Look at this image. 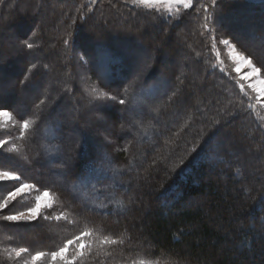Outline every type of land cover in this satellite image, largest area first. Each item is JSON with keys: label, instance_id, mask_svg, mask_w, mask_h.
Wrapping results in <instances>:
<instances>
[{"label": "trees", "instance_id": "16d2710c", "mask_svg": "<svg viewBox=\"0 0 264 264\" xmlns=\"http://www.w3.org/2000/svg\"><path fill=\"white\" fill-rule=\"evenodd\" d=\"M227 3L231 5V9L227 8L230 12L227 13L228 17L245 12L264 13V3L253 1L239 4L238 0H227ZM48 19L50 23L44 26L43 30L40 29L43 31V34L40 33V40L44 41L43 47L36 49L35 52L49 60L54 57L65 59L64 54L68 48L66 45L73 40L72 31L66 30L64 36L48 33L59 20L64 21L67 28L73 19L69 16L65 20L64 16L56 12L49 14ZM224 28L231 31L225 25ZM82 33L78 36H83ZM255 33L248 31L247 37L255 41L257 38ZM191 34H195V39H198V33ZM202 46L209 51L206 41L200 42L198 50ZM15 47L20 48L21 54L17 53L16 49L8 51L9 56L6 55L4 59L12 58L4 63L3 66L6 67L0 72V86L2 84L5 86L4 90L0 91V106L17 114L19 120L24 117L36 119L37 123L22 140L27 156L25 162H14L15 158L3 154L0 155V159L4 163L7 161V164H3L4 167L13 165L12 167L18 169L26 181L42 190L48 189L61 199L63 209L78 224L77 227L71 228L75 236L76 233L88 229L92 231L99 229L103 235L123 237L125 243L120 246L119 255L131 260L136 258L149 261L152 264H264V227L260 229L261 225L264 226V160L258 167L252 166L259 159H263L264 145L261 142L264 143V131H261L260 122L254 123L253 128L258 132L250 136L254 144L249 145L246 139L242 141L233 137L232 143L235 145L233 147L231 141L226 142L230 135L235 134L232 127L214 128L215 123L222 124L224 120L232 118L235 111L245 117L243 123L236 122L235 125L242 130L250 129L247 122L252 121L254 116L246 110L248 108L246 101L241 99L236 88L228 90L223 85L212 84L205 90L213 100L208 104L206 100L199 98V104H196L189 99L188 92L191 87H196L200 83L199 73L195 78L185 79L186 88L181 95L174 92L176 99L172 100V104L169 100L165 102L167 93L164 94L162 98L165 103L161 110L162 114L157 113L158 118L167 122L176 115L179 118L172 121V125L179 128L180 119L191 118L185 111V106H188L194 110L196 117L206 120L205 126L203 125L200 130L201 133L196 132L194 139L190 137L189 130L185 132L177 129L181 135L176 141L177 146L170 150L174 151L176 160L172 162V166H168L166 153L138 146L135 141L140 131L144 133L142 126L148 125L151 127L148 128L147 135L144 134L146 140L150 139L162 148L166 136L168 139L166 135L160 143L156 142L151 134L155 123L145 122L147 113L156 114L153 98L158 96L160 88L165 87L164 83L156 81L153 76H148L125 85L124 83L130 79L133 65L127 66L122 63L120 66L105 68L99 66L98 61L91 60L92 55L88 54L100 85L107 92L112 91L110 90L112 87L117 88L118 91L113 89L112 95L125 99L126 105H117L120 111L124 113L134 109L141 112L138 120H142L143 123L129 128L122 134L119 133L121 144L115 150L110 145L102 144L100 137L89 141L86 123L92 118V114L71 116L67 110L75 105L71 104L72 101L70 102L66 95H60L59 90L55 91L56 102L54 101L55 107L52 110L45 111L41 107L36 109L35 115L28 113L39 103L37 101L35 104L31 99L34 96L37 99V96L39 98L41 95L33 93L29 98L20 100L22 89L19 84H25L28 93L29 87L26 86L33 82L40 85L45 74L43 70L33 69L32 60L27 59L28 49L26 51L24 46L18 44ZM246 53L260 66L264 65V52H259L253 46L246 48ZM23 60V67L14 78V72L18 69L17 63ZM30 62L32 69L30 70L28 66V70H25V63ZM46 65L56 69L59 64ZM58 70L60 72L57 71L53 75V81L56 83L62 80L63 71ZM114 72L121 75L120 80L111 76ZM172 77H176L175 73ZM13 80L19 83L12 86ZM12 90L14 94L10 97L12 99L5 97ZM226 93L229 94V99H224L228 96ZM17 108L22 109V113H17L15 111ZM181 112H184L185 116H181ZM206 117H212L213 120ZM103 118L105 119L104 116ZM125 125L126 121L120 116L117 127L121 130ZM192 126L198 130L197 125ZM173 133H176L175 128ZM213 138L221 142L213 145L210 142ZM189 147L191 149H188ZM166 148L168 150L169 146ZM243 149H249L252 156L248 157V160L235 161ZM181 154L184 156L179 158ZM143 162L145 165L142 169L135 168L137 172L139 171L136 176L129 172L132 165L136 167ZM2 169L7 170L3 167ZM25 173L27 175H24ZM244 173L251 175V178L246 181ZM85 177L87 181L82 183ZM121 200L123 206L118 203ZM3 223L0 221V225ZM42 224L47 232L49 223L46 220L30 224L4 223L1 226L8 225L7 229L12 230L10 235L14 237L16 245L32 251L34 246L41 247L47 245V242L54 243L59 240L58 236L54 239L46 236L44 230L26 241L18 237L29 231L28 228L33 230V227ZM37 237L44 238L45 242L36 241ZM66 240L62 239L64 244Z\"/></svg>", "mask_w": 264, "mask_h": 264}, {"label": "rangeland", "instance_id": "374dc122", "mask_svg": "<svg viewBox=\"0 0 264 264\" xmlns=\"http://www.w3.org/2000/svg\"><path fill=\"white\" fill-rule=\"evenodd\" d=\"M253 1L264 3V0H238L239 4H243L244 2L251 3ZM211 2L212 0H193L194 8L189 10L181 9L183 14L182 18L173 20L167 16L166 10L163 7L159 11L155 9L148 10L142 7H134L130 2L126 3V0H0V72L6 67V65L3 66L4 63L12 58L4 59L6 55L7 57L9 56L8 51L11 52L13 49H16L18 51L16 52L21 54L20 48H16L15 45H22L23 47L25 41L32 43L33 48L31 50L28 49L27 59L32 60V65H35V67H33L35 71H44V81L40 85L35 82L30 83L26 86L29 87L28 93L26 92L25 84H19L22 89L20 92V100L29 98L33 93H38L41 96H39V98L37 96V99L34 98V96L31 100H33L35 104L39 101L36 105H39V108H44L45 111L52 110L55 107L54 101L56 102V99H54L56 95L55 91L59 90L60 95H66L67 99L70 102L72 101L71 104L75 105V107L68 108L67 110V113L71 116L84 113L92 114V118L87 120L86 123V127L89 129V131H86L89 141H92L93 138L100 137L102 144L110 145L115 150H117L118 146H120L119 144H121L118 138L119 133L122 134V132L127 131L129 128L143 123L142 120H138L141 112H137L134 109L124 113L121 112L117 106L121 105L118 103L119 97L116 100L90 102L91 98L88 96L90 86H95L99 91L106 92L111 96H115V94L112 95L113 89L115 91L118 90L115 87H110L111 89L107 87V89L112 90H108L110 92H107L104 87L100 85L96 78L94 68L91 67L88 54L92 55L90 57L91 60L98 61V65L105 68L120 66L122 63H125L127 66L133 65L132 72L129 75L130 79L124 83L125 85L140 78L143 79V77L153 76V79L156 81L164 83L165 87L160 88L158 96L153 98V107L156 109V114L153 112L147 113L145 122L148 124L155 123V128L153 127L151 134H153L152 137L156 142L160 143L166 135H168V139H166V136L165 142L161 148L150 139L146 140L144 133L140 131L136 135L135 141L138 146L150 148L157 152L161 151L163 154L166 153L165 159L168 161V166H172V162L176 160L174 151L170 150L177 146L176 141L179 140V136L181 135L178 130H184L185 132L189 130L191 133L189 135L193 138L196 132L201 133L200 130L206 120L202 119V117H196L194 110L185 106L186 114L189 113L191 118L190 120L184 118L180 119V127L177 128L172 125V121L176 120V118L178 119V116L173 115L169 121L165 122L157 117V113L159 115L162 114L161 110L164 103L168 100L172 104V100L176 99L174 92L180 95L182 94L186 88V83L184 82L186 78H195L200 73V83L196 87H191L190 92H188L189 99L192 102L199 104V98H202L209 104L213 99L205 89L213 84L223 85L226 87L225 89L228 90L236 88L238 95H240L241 99L246 101L245 103L247 106L250 102L253 104L251 110H249V107L246 108V110L254 116L252 121L247 122L250 129L246 128L242 130L235 125L236 122L243 123L245 121L244 115L242 113H235V111L232 113V118L224 120L222 124L215 123L216 127H214L216 129H227L224 127H232L235 134L230 135L226 142L231 141L232 143L233 137H237L242 139V141L246 139L249 145H252L254 141L251 140L250 136L255 133L258 134L253 128L254 123L260 122L262 125H260L261 131H264V98H261L259 102H257L255 98L256 94L247 87L249 83H255L254 79L248 78L247 74L249 69L247 66L235 64L229 57L228 49L225 46L218 43L216 48L213 49L208 33L205 32L204 35L200 34L203 31V29L200 28L203 19V12L202 9H200V5L209 6ZM218 3L220 4L218 5ZM216 4L217 7L215 9H210V11L212 10L213 15L218 17V38L222 36L233 42L238 41V50L244 52L246 55H248L246 53V48H253V46L255 49L259 50V52H264V43L261 42V40H264V31H262L264 30V13L252 14L245 12L238 14V16L228 17L227 13L230 12L227 8L231 9V5L227 3V0H216ZM198 9L200 11L199 16H197ZM55 12L64 16L65 20L70 16L73 21L72 24H68L69 26L66 28L64 21L59 20L55 26H52L53 29L48 35L59 34L64 36L66 30H68L72 31L73 40L66 45L68 48L66 47L67 52L64 54L65 59L62 57H54V59L49 60L46 59L44 55L42 56L35 51L43 47L44 44V41L40 40V33L42 32L43 34V31L40 29L42 28L43 30L44 26L50 23L48 19L49 14H55ZM162 16H164L163 19L161 18ZM105 17L108 18L105 19ZM234 19L237 21L234 22ZM224 25L227 26L232 33L224 28ZM232 25H234V27H232ZM80 26H82V29H80ZM246 27H251L252 29H247ZM232 28H235V30H232ZM248 31L256 32L255 36L257 38L255 41L247 37ZM190 32L198 33V39L196 40L195 34H191ZM79 33H82L83 36H78ZM201 41H206L208 43L209 51H206L203 46L198 50L199 47L197 46ZM24 48L27 51L26 46H24ZM101 51L106 53L102 58L100 57ZM217 53H219L218 57ZM22 59H20V61ZM41 61L43 63H40ZM178 62L181 65H178ZM46 63L50 65L58 63L59 65L55 69L54 67H47ZM253 63L260 66L255 59H253ZM17 65L18 69L14 72V78L17 77L18 71L22 69L24 60L18 62ZM212 65H216V67L213 68ZM28 66L31 70V62L30 64L25 63V70H28ZM221 68H223L224 71H221ZM237 68H239L238 72L236 71ZM58 69H61L63 73L61 74L62 80L56 83L53 81V75L56 74L57 71L60 72ZM174 73L176 75L175 78L172 77ZM111 76L115 77L116 80H120L121 75L114 72ZM241 77L244 78L241 79ZM17 83H19V81H14L12 86H16ZM240 85H244V91L253 97L251 101H249L248 95H245L244 92L241 91ZM4 87V84H2L0 89L3 91ZM165 93H167V99L164 102L162 97ZM227 95L228 96H225L224 99L230 98L229 94ZM11 96H14L13 90L10 94L8 93L5 95V97L9 99H12L10 98ZM216 96H218L217 93ZM187 97L185 96V98ZM231 98L234 99V97ZM46 99L50 101V103ZM41 100L44 101L43 104L40 103ZM166 106L168 107V104ZM36 109L37 106L29 110L28 113L35 115ZM4 110L10 111L15 120H19L17 114L15 115L11 110ZM15 111L17 113H22L23 110L17 108ZM182 115L185 116L184 112H181V116ZM120 116L121 119L126 121V125L122 126L121 130L117 127L118 122L120 123ZM206 119L213 120L212 117H206ZM192 125H197L198 130ZM174 128L176 129V133H173ZM171 132L172 135H170ZM170 136L172 137L171 139ZM115 138H118V140ZM0 140L9 141L4 149H0V153L10 158H15L14 162L19 163L27 160L25 148L22 146L24 144L19 138L18 124L6 120V118H0ZM210 142L214 145L221 141L213 138ZM261 144L264 145L263 142H261ZM13 145L19 148V153H11L8 151ZM167 146H169L168 150L166 148ZM231 146L234 147L235 145L232 143ZM188 149H191V147ZM182 155L184 156V154H181L179 158ZM251 156L252 154L249 149H243L235 161L248 160V157ZM152 158H154V156ZM262 158L263 159H259L252 166L258 167L260 162L264 160V156ZM0 163L7 164V161L4 163L3 160L0 159ZM144 165L145 162L136 167L132 165L129 172L136 176L139 171L137 172L135 168H139L138 170H140ZM12 166L13 165L9 167L3 166V168H7L8 171L16 172V174L21 177V181L0 182V199H3L7 191L12 190V188L19 183H30L24 179V176L20 174L18 169ZM0 170L3 169L0 168ZM24 175H27V173ZM249 178H251V175L245 176L246 181L249 180ZM54 179L58 180L56 177H54ZM37 194V191L33 189L30 193L18 196L15 201L10 202L9 209H4L0 212V221L8 224L16 223L4 221L2 218L3 214H14L19 211H25L27 207L34 203V198ZM61 202V199L53 202V207L50 211L53 215L65 214L67 220L61 219L57 221L54 218L46 220V222L49 223L47 232L45 231L46 227L42 224V226L33 227V230L28 228L29 231H26L22 236L18 235L21 240L26 241L33 235L41 234L45 229L46 236L49 235L48 237L52 239L58 236L59 240H56L54 243L52 241H50V243L47 242V245L44 244L41 247L34 246L33 250L36 251L29 250V252L23 253L19 258L14 257L12 260L7 259L5 249L10 251L15 247L21 246L15 244L14 237L10 235L12 230H8L1 226L4 223L0 225L1 264H33L32 256L35 255L37 251L45 252L46 250L48 251V249L49 251L45 252L48 253V255L42 257L36 264H54L51 258V252L57 251L59 247L63 246V238L66 240L71 236H75V234L71 232V228L77 227L78 225L77 222L72 220L69 213H66L67 211L63 209ZM38 220L44 219L39 218L34 222ZM263 227L264 226L261 225L260 229H263ZM79 233L81 232L76 233V235ZM93 233V236L85 237L80 241V243L86 246L84 249L86 251V256L83 259L77 258L74 264H133V261H140L136 258L131 260L130 258L127 259L119 255V248L121 245L99 244L96 237L97 235L103 236L99 229L93 230ZM36 239V241L44 240L45 242L44 238L39 239L37 237ZM74 239L75 237H73V240ZM35 240L34 242H36ZM34 242L32 243L34 244ZM77 248V244L70 245L66 255L71 257ZM88 249H91V251L89 252ZM147 262L148 264H152L149 261ZM55 264H59V261H56Z\"/></svg>", "mask_w": 264, "mask_h": 264}, {"label": "snow or ice", "instance_id": "6c2138e0", "mask_svg": "<svg viewBox=\"0 0 264 264\" xmlns=\"http://www.w3.org/2000/svg\"><path fill=\"white\" fill-rule=\"evenodd\" d=\"M127 2H130L134 7H142L148 10L155 9L159 11L163 7L166 10L167 16L173 20H179L182 18L183 14L181 12V9L189 10L194 8L193 0H126V3ZM216 7V0H212L209 6H204L203 4L200 5V9H202L203 12V19L200 24V28L203 29V31L200 34L204 35L205 32L208 33L213 49H215L216 45L219 43L228 49V55L235 62V64L247 66V68L249 69V72L247 74L248 78L255 80V83H249L247 87L256 94L255 98L257 102H259L261 98H264V65L257 66L255 63H253V59L249 55H246L244 52L238 50V41L233 42L232 40L223 38L222 36L218 38V17L214 16L210 11V9H215ZM199 14L200 11L198 9L197 16H199ZM161 18L163 19L164 16H162ZM261 42L264 43V40H262ZM24 46H26V48L29 50L33 48V44L26 41L24 43ZM104 55H106V53L101 51L100 57L102 58ZM218 56L219 53H217V57ZM33 67H35V65H33ZM212 67L215 68L216 65H212ZM221 71H224V69L221 68ZM236 71L238 72L239 68H237ZM243 78L244 77H241V79ZM25 79H27V77H25ZM240 89L242 92H244L245 95H248V93L244 91V85H240ZM0 91H2V89H0ZM125 91L127 92L128 89H126ZM88 96L91 98L90 102L117 99V97L115 96H111L106 92L99 91L95 86H90ZM248 98L249 101L253 99V97L250 95H248ZM40 103L43 104L44 101L41 100ZM118 103L121 105H126L125 99H119ZM39 107L40 106L37 105V108ZM248 107L252 108L253 104L250 102L248 104ZM0 118H6V120L12 121L13 123L19 125V138L21 140L26 138V135L30 130H33L34 126L37 123L36 119H28L24 117H21L20 120H15L12 113L10 111L4 110L3 106H0ZM150 127L151 125H148L146 127L142 126L145 135H147L148 128ZM8 143V140H0V149H4L5 145H7ZM8 151L11 153H19L20 150L15 145H13L10 149H8ZM0 155H2V153H0ZM3 166V163H0V168H2ZM5 181H21V177L14 171L0 170V182ZM86 181L87 177L84 178L82 183ZM33 189H35L38 193L37 195H35L34 203L31 206L27 207L25 211H19L14 214H3L2 218L4 221L30 224L39 218H42L44 220H51L54 218L57 221H60L61 219L67 220V216L65 214L61 213L53 215V213L50 211L53 207V202L59 200V197L55 193L50 192L48 189L41 190L37 185L25 182H21L18 185L14 186L12 190H8L3 199H0V212H2L4 209H9L10 202L15 201L18 196H21L25 193H30ZM118 203L123 206L122 200ZM3 227L7 228L8 225H4ZM93 235L94 233L91 229L85 230L79 235H76L74 240L69 239L65 244H63V246L59 247L57 251H52L51 258L54 264L56 261H59V264H74L77 258H85L86 251L84 249L86 246L83 243H80V241L85 237H90ZM96 238L101 245H123L125 243V239L123 237L113 238L109 235H97ZM74 244H77L78 248L75 253L71 257H69L66 255V253L69 250V246ZM88 251L90 252L91 249H88ZM5 252L7 255V259L12 260L14 257L19 258L23 253L29 252V249L27 247L21 246L15 247L10 251L5 249ZM47 255L48 253L37 251L35 255L32 256L33 264H36L37 261L41 260L42 257H45ZM133 264H148V262L140 260L139 262L133 261Z\"/></svg>", "mask_w": 264, "mask_h": 264}]
</instances>
